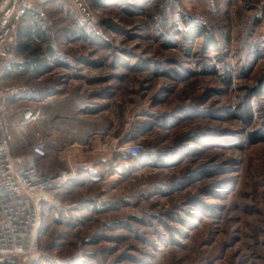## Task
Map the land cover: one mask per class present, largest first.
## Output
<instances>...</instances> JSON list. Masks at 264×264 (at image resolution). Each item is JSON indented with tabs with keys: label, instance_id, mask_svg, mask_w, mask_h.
Listing matches in <instances>:
<instances>
[{
	"label": "rangeland",
	"instance_id": "obj_1",
	"mask_svg": "<svg viewBox=\"0 0 264 264\" xmlns=\"http://www.w3.org/2000/svg\"><path fill=\"white\" fill-rule=\"evenodd\" d=\"M79 2L45 6L48 68L0 83L27 88L7 114L38 112L39 168H63L71 135L102 173L51 192L35 264H264V142L247 138L264 134V0Z\"/></svg>",
	"mask_w": 264,
	"mask_h": 264
},
{
	"label": "built area",
	"instance_id": "obj_2",
	"mask_svg": "<svg viewBox=\"0 0 264 264\" xmlns=\"http://www.w3.org/2000/svg\"><path fill=\"white\" fill-rule=\"evenodd\" d=\"M52 1L56 0H0V83L9 64L23 62L15 54L18 29L23 19L30 15L45 19L44 8ZM60 1L84 12L79 0ZM33 40L38 42L34 37ZM26 90L24 86L0 84V264H35L40 261V223L44 207L52 202L51 192L94 171L92 162L83 157V151L72 152V145L65 144L57 151L64 164L62 169L51 172L39 168L38 162L47 156V141L50 139L38 133L32 138L28 135L27 125L36 121L38 112L24 107L7 114L8 103L18 99ZM16 115L15 132L21 137L22 153H14L12 146L13 124L9 117ZM115 147L113 145L111 151ZM120 150L129 157L139 154L136 145H124Z\"/></svg>",
	"mask_w": 264,
	"mask_h": 264
},
{
	"label": "trees",
	"instance_id": "obj_3",
	"mask_svg": "<svg viewBox=\"0 0 264 264\" xmlns=\"http://www.w3.org/2000/svg\"><path fill=\"white\" fill-rule=\"evenodd\" d=\"M56 1H52L48 5L52 6L56 3ZM44 11H46V8H44ZM47 27L48 26H46V20L41 19L35 15H30L23 19L18 29L19 39L15 53L18 57L23 59V63L9 64V68L7 69V73L4 78H12V71H14L16 68H19V73H17L16 76H24L29 72L36 75L42 70L48 68L46 66V62L43 60V58L39 56L41 54V51L38 49L39 47L37 46L38 43H40V46H44V52L49 56V58L52 57L54 59L53 50L49 48L48 45H45L47 43V37H49L50 34V32L48 31L49 29ZM204 31V29L200 28L197 30V33L203 35ZM33 37L37 39L38 42H35L33 40ZM208 73L215 74V71H209ZM263 87L264 81L260 82L259 89H263ZM257 91L259 92V90ZM247 138L249 140V144L252 145L264 142V134L259 137H256L253 133H250ZM125 157L135 163H142L145 160L148 161V159H145V151L141 147H139V154L136 157H129L126 155Z\"/></svg>",
	"mask_w": 264,
	"mask_h": 264
},
{
	"label": "crops",
	"instance_id": "obj_4",
	"mask_svg": "<svg viewBox=\"0 0 264 264\" xmlns=\"http://www.w3.org/2000/svg\"><path fill=\"white\" fill-rule=\"evenodd\" d=\"M41 58H43V60L45 61V62H47V60H46V58H45V56L46 57H49L47 54H44L43 53V55L42 54H40L39 55ZM22 61H23V59H22ZM23 63V62H22ZM17 73H19V68H16L14 71H12V78H14V76H16V74ZM29 74H32V73H27L26 75H29ZM25 76V75H24ZM5 80L4 81H6V80H8V79H6V78H4ZM10 102H14V100L13 101H10ZM11 112V111H10ZM66 138V142H68L67 143V145L68 146H70V145H72V150L70 149V151H74V152H80L81 150L79 149V145H77L76 143H74L72 140H71V135H67V137H65ZM109 144L111 145V142H109ZM113 145H116V143L114 142L113 143ZM112 145V146H113ZM81 147V146H80ZM69 150V149H68ZM115 151V150H114ZM125 156V155H124ZM126 158V157H125ZM99 167L98 166H96L95 165V167H94V171L92 172V173H86V174H82L80 177H78L77 179H75V180H72L70 183H68V184H72V182H77V181H84V182H86V181H90V180H92V181H95V180H97V179H99V177L101 178V175H102V173L100 172V170L98 169ZM44 169H48L49 171H51V172H56V171H54L52 168H44Z\"/></svg>",
	"mask_w": 264,
	"mask_h": 264
}]
</instances>
